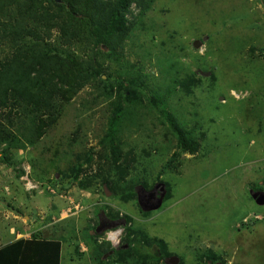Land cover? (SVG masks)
<instances>
[{"label": "rangeland", "instance_id": "374dc122", "mask_svg": "<svg viewBox=\"0 0 264 264\" xmlns=\"http://www.w3.org/2000/svg\"><path fill=\"white\" fill-rule=\"evenodd\" d=\"M3 49L1 45L0 57ZM263 49V0H156L125 42L124 59L149 75L151 88L173 78L159 74V58H171L182 74L188 70L204 75L189 97L175 93L154 109L146 100L139 125L123 128V151L128 164L135 166L130 176L148 184L145 191L166 182L171 198L143 216L135 202H120L107 187L109 196L99 188L80 190L59 174H69L74 156L89 149L94 158L84 169L94 171L105 151L99 141L106 129L108 101H95L86 89L38 144L13 150L8 164L0 159V240L5 242L10 231L63 236L61 264H93L85 229L105 215L101 207L109 206L120 216L132 217L135 228L163 239L173 254L167 260L176 257L177 264H205L199 255L207 249L220 254L224 264H264V205L249 196V188L259 182L264 188ZM110 59L106 72L114 74L117 62ZM163 109L181 126L194 127L192 137L205 134L195 154L174 147ZM174 153L176 158L164 168ZM54 176L63 179L56 182ZM116 231L120 240L119 228L94 235L98 243L109 241L117 247L119 242L107 239L108 232ZM76 244L81 256L72 252ZM141 253L153 256L154 250ZM216 263L222 264H207ZM158 264L168 263L165 259Z\"/></svg>", "mask_w": 264, "mask_h": 264}, {"label": "trees", "instance_id": "16d2710c", "mask_svg": "<svg viewBox=\"0 0 264 264\" xmlns=\"http://www.w3.org/2000/svg\"><path fill=\"white\" fill-rule=\"evenodd\" d=\"M155 1L0 0V46L4 48L0 57V159L5 164L13 150L25 151L38 144L62 117L65 107L81 92L91 89L89 93L95 101L99 98L108 101L106 129L99 141L105 151L96 163V170L84 169L93 162L94 153L89 149L74 156L69 174H59L80 190L99 188L105 196V186L112 197L123 203L133 201L141 215L149 214L137 204L136 188L149 187L144 179L130 176L135 166L128 164V153L123 151V128L139 125L138 119L143 116L140 110L146 100L152 102L150 108L154 109L159 102L166 104L167 97L175 93L189 97L202 84L200 74L188 70L182 74L181 67L171 58L164 61L159 58V74L163 77L172 74L173 78H168L169 82L162 87L151 88L149 75L135 71V65L124 59L125 42ZM110 58L117 62L114 74L106 72ZM160 78L155 77L157 82H163ZM161 115L175 140L174 147L179 152L195 154L201 144L198 140H203L205 134L194 138L191 136L194 127L181 126L165 109ZM176 155H171L164 168H169ZM161 174L159 171L158 178ZM62 179L53 177L56 182ZM163 184L166 201L171 198V188L168 183ZM252 188L258 189L259 185ZM100 209L108 220L124 222L118 227L123 236L117 247H112L107 241L98 243L99 236L88 233L96 225L87 227L84 238L88 245L90 242L93 264H158L173 255L163 239L135 228L129 215L120 216L109 206ZM65 238H47L36 231L30 239L1 246L0 264H60ZM145 248L153 249V256L141 253ZM72 252L82 255L78 244ZM202 258L205 264H224L221 255L210 249L199 255Z\"/></svg>", "mask_w": 264, "mask_h": 264}, {"label": "water", "instance_id": "95a60500", "mask_svg": "<svg viewBox=\"0 0 264 264\" xmlns=\"http://www.w3.org/2000/svg\"><path fill=\"white\" fill-rule=\"evenodd\" d=\"M58 2L59 0H55ZM200 43L195 42L194 47L198 48ZM197 74L204 75L197 71ZM104 192L106 196L110 195V192L107 191L106 187L104 186ZM158 188V196H156V190ZM165 186L164 184L160 183L155 185L150 191H145V189L141 186H139L138 191H136L137 194V204L142 212H149V211H156L159 209L163 203L164 196H165ZM156 197V198H154ZM252 199L255 201L257 205H264V193H253L251 194ZM103 213V212H101ZM123 221H114V220H108L105 215L102 214V217L99 216V223L97 227L90 232V235L94 234H100L104 231L115 229L119 226H123ZM166 263L168 264H177L178 259L176 257H171L170 259H166ZM218 264V263H216Z\"/></svg>", "mask_w": 264, "mask_h": 264}, {"label": "crops", "instance_id": "0c3cea01", "mask_svg": "<svg viewBox=\"0 0 264 264\" xmlns=\"http://www.w3.org/2000/svg\"><path fill=\"white\" fill-rule=\"evenodd\" d=\"M17 234L15 235V233L13 231H10L9 233V238L7 240H5V242H3V240H0V247L4 246L6 244H10L13 243L19 239H30L31 234H20L18 232H16ZM44 237V236H43ZM48 238V237H47ZM109 242V241H108ZM64 244V243H63ZM63 248V245H62ZM81 252V251H80ZM61 254H62V249H61ZM61 257V256H60ZM60 264H61V259H60Z\"/></svg>", "mask_w": 264, "mask_h": 264}, {"label": "clouds", "instance_id": "9594fccd", "mask_svg": "<svg viewBox=\"0 0 264 264\" xmlns=\"http://www.w3.org/2000/svg\"><path fill=\"white\" fill-rule=\"evenodd\" d=\"M163 184V183H162ZM150 191V190H149ZM117 221V220H115ZM122 227V226H119ZM118 228V227H117ZM113 229L109 230L112 231ZM108 231V230H107ZM120 235V231L116 232H108L107 233V239L110 240L114 245L119 242L118 237ZM111 244V243H110Z\"/></svg>", "mask_w": 264, "mask_h": 264}, {"label": "flooded vegetation", "instance_id": "af4514ba", "mask_svg": "<svg viewBox=\"0 0 264 264\" xmlns=\"http://www.w3.org/2000/svg\"><path fill=\"white\" fill-rule=\"evenodd\" d=\"M258 185H259V188H258V189H253V188H251V187L249 188V194H250L249 196H250L251 200H253L252 197H251V194H253V193H264V188L262 187L261 182H259ZM154 186H155V184H154ZM152 188H153V187H152ZM152 188H151V189H152ZM155 194H156V196H158V188H157ZM154 198H156V197H154ZM253 201H254V200H253ZM98 223H99V220H98ZM98 223L96 224V226L98 225ZM96 226H95V227H96ZM104 233H106V232H104Z\"/></svg>", "mask_w": 264, "mask_h": 264}]
</instances>
